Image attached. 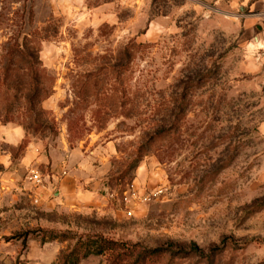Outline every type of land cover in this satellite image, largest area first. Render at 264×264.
Masks as SVG:
<instances>
[{"label":"rangeland","instance_id":"374dc122","mask_svg":"<svg viewBox=\"0 0 264 264\" xmlns=\"http://www.w3.org/2000/svg\"><path fill=\"white\" fill-rule=\"evenodd\" d=\"M239 7L0 0V123L25 132L14 165L36 144L58 166L87 160L115 195L92 213L0 197V264H57L86 235L134 247L131 260L161 247L204 254L145 264H264V49L251 45L255 27L241 28L256 12ZM137 179L162 193L129 218L124 193Z\"/></svg>","mask_w":264,"mask_h":264},{"label":"crops","instance_id":"0c3cea01","mask_svg":"<svg viewBox=\"0 0 264 264\" xmlns=\"http://www.w3.org/2000/svg\"><path fill=\"white\" fill-rule=\"evenodd\" d=\"M240 5L241 12L251 14L256 12V16H245L241 24V28L247 33H251V29L255 27L258 30L256 34V46L264 49V0H237ZM255 43V42H254ZM264 133V123L262 127ZM25 132L23 128L15 125H3L0 123V197L5 196L18 200L21 196H28L31 199L34 195H42L40 205L45 209H55L59 211H71L81 213H92L94 211L103 212L108 205L114 204L115 195L110 193L108 185L104 182V175L99 174L95 169H89L90 164L87 160L74 167L71 161L64 160L61 166L53 161L54 154L50 156L42 152L40 146L33 144L27 147L25 156L21 160V165L15 166L11 149L17 148L23 143ZM70 157L77 161V154ZM67 159V158H66ZM33 166H30V164ZM50 173H43L41 165L48 164ZM69 163V164H68ZM72 165V166H71ZM37 167L41 170L43 176L53 186L51 190H36L33 185L27 182V179L21 184V172L23 169ZM70 167V168H69ZM74 167V169H73ZM94 168V167H92ZM66 171L65 176L62 175ZM90 172V173H89ZM102 177V178H101ZM134 189L141 195L147 194L146 187L141 185L137 179L132 184ZM112 210V208H111ZM2 252V251H1ZM3 258V257H2Z\"/></svg>","mask_w":264,"mask_h":264},{"label":"trees","instance_id":"16d2710c","mask_svg":"<svg viewBox=\"0 0 264 264\" xmlns=\"http://www.w3.org/2000/svg\"><path fill=\"white\" fill-rule=\"evenodd\" d=\"M38 122L35 123L37 125ZM162 129L159 127L156 130V136L163 134ZM155 139L151 134L147 136V146L152 144ZM56 237H52L50 241L56 240ZM219 248L211 250L212 254H216ZM134 247H130L127 244H122L117 241L108 239L103 235H86L80 236L73 248H68L61 253L57 264H80L83 260L95 256L106 257L107 264H145L146 260L152 259L157 256H163L165 254L175 257L177 255H183L189 258H204V254L200 253L196 247H192L188 251L174 250L171 247H161L157 249H144L132 259ZM210 256V255H209ZM130 258V259H129ZM129 259V260H127Z\"/></svg>","mask_w":264,"mask_h":264},{"label":"built area","instance_id":"2783aa9c","mask_svg":"<svg viewBox=\"0 0 264 264\" xmlns=\"http://www.w3.org/2000/svg\"><path fill=\"white\" fill-rule=\"evenodd\" d=\"M67 174L66 171H63L62 175L65 176ZM27 182L34 186L36 190L41 189V191L51 190L53 192V186L51 183L47 181L41 172V170L37 167H33L28 171ZM162 192L160 190L151 193L141 195L138 191L134 189V186L131 185L126 189L124 193L123 203L128 206L127 207V216L130 218L134 215V211L130 208V205H143L148 204L152 201L153 198L158 197ZM32 198L33 202L39 205L42 201V195H34Z\"/></svg>","mask_w":264,"mask_h":264}]
</instances>
